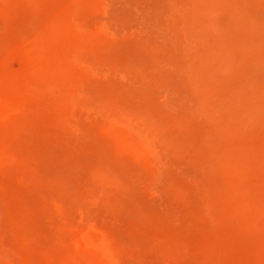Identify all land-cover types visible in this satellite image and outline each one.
<instances>
[{
    "label": "rangeland",
    "instance_id": "obj_1",
    "mask_svg": "<svg viewBox=\"0 0 264 264\" xmlns=\"http://www.w3.org/2000/svg\"><path fill=\"white\" fill-rule=\"evenodd\" d=\"M3 89L0 264H264V0H0Z\"/></svg>",
    "mask_w": 264,
    "mask_h": 264
},
{
    "label": "bare ground",
    "instance_id": "obj_2",
    "mask_svg": "<svg viewBox=\"0 0 264 264\" xmlns=\"http://www.w3.org/2000/svg\"><path fill=\"white\" fill-rule=\"evenodd\" d=\"M56 45V44H55ZM39 53L44 54L42 49L36 47ZM27 62L31 70L33 72L37 69V63L35 62L34 58L32 57L31 53L27 50L25 53ZM62 62V60H61ZM60 67H62V64L60 63ZM20 78H24L29 83L28 89L31 93H41L45 90V84L34 77H25L23 74H20ZM32 81H36V85H32ZM3 96H4V102H0V123L3 125L8 124L10 119V111L13 108L10 104L11 99V93L9 90L3 89ZM2 161L1 154H0V163ZM80 247H81V257H83L85 260L90 259L91 251L94 252L96 255V259L98 261V264H110L112 262V257L115 255V251L113 247L110 245L109 241L102 239L101 241H98L96 237H87L83 236L82 240L79 241Z\"/></svg>",
    "mask_w": 264,
    "mask_h": 264
}]
</instances>
